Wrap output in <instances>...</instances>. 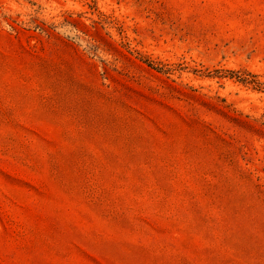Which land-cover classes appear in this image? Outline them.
I'll use <instances>...</instances> for the list:
<instances>
[{
  "label": "rangeland",
  "instance_id": "374dc122",
  "mask_svg": "<svg viewBox=\"0 0 264 264\" xmlns=\"http://www.w3.org/2000/svg\"><path fill=\"white\" fill-rule=\"evenodd\" d=\"M232 72L264 82V0H0V264H264Z\"/></svg>",
  "mask_w": 264,
  "mask_h": 264
},
{
  "label": "trees",
  "instance_id": "16d2710c",
  "mask_svg": "<svg viewBox=\"0 0 264 264\" xmlns=\"http://www.w3.org/2000/svg\"><path fill=\"white\" fill-rule=\"evenodd\" d=\"M232 74L236 75V77L243 83H246V84H251L253 85L256 89H264V82L260 81L258 78H257V75H254V74H237L235 72H232Z\"/></svg>",
  "mask_w": 264,
  "mask_h": 264
}]
</instances>
